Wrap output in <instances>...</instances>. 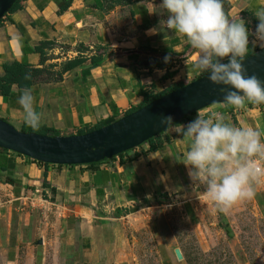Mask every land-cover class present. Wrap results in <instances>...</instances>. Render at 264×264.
I'll return each mask as SVG.
<instances>
[{
  "label": "crops",
  "instance_id": "obj_1",
  "mask_svg": "<svg viewBox=\"0 0 264 264\" xmlns=\"http://www.w3.org/2000/svg\"><path fill=\"white\" fill-rule=\"evenodd\" d=\"M58 1L21 0L19 8L0 19V76L2 65L12 61L32 67L53 64L57 70L67 59L86 57L60 80L37 81L27 87L33 108L41 115L40 127L68 135L114 121L145 96L172 82L187 83L201 73L192 66L198 51L184 37L167 30L147 33L166 19L160 0H71L62 12L58 11ZM226 1V16L243 19L249 30H254L257 20L253 12L264 7V0ZM243 11L246 14H241ZM41 42H51L43 48L42 64L34 49ZM99 47L108 55L90 67L89 56L99 52ZM259 49L250 44L247 52ZM145 60L156 63L145 65ZM158 62L163 67L156 66ZM166 72L170 76L163 78ZM21 89L12 84L8 95L0 94V118L20 126L24 124L17 103ZM219 105H208L179 123L187 124L196 113L208 116L212 112L232 122L227 106ZM246 115H239L241 121L236 115L238 126H253L249 119L247 124L242 122ZM158 138L162 145L155 151H148V143H142L114 158L76 165L43 164L11 150L0 151V189L9 197L7 205L16 201L12 208L21 211L17 213L20 235L24 226L32 227V213L47 215L55 204L63 209L55 258L67 264L128 261L129 232L133 235L143 223L145 210L154 207L153 200L160 206L159 194L171 197L196 185L179 161L187 150L186 142L168 129ZM29 187L33 188L32 197ZM27 202L29 209L25 208ZM39 238L45 245V239ZM0 260V264L5 263Z\"/></svg>",
  "mask_w": 264,
  "mask_h": 264
},
{
  "label": "clouds",
  "instance_id": "obj_2",
  "mask_svg": "<svg viewBox=\"0 0 264 264\" xmlns=\"http://www.w3.org/2000/svg\"><path fill=\"white\" fill-rule=\"evenodd\" d=\"M159 5L166 19L148 29V34L167 30L184 37L198 51L193 68L207 74L213 84L224 86L220 91L226 106L241 109L246 103L264 104V81L247 75L241 63L250 44L264 49V7L253 12L257 23L249 30L243 19L226 16L222 0H160ZM17 103L24 124L39 128L41 115L33 108L29 89L20 90ZM160 124L186 142L187 150L179 161L190 181L202 186L205 198L219 211L254 195L252 181L260 171L253 159L264 160V142L258 131L227 123L216 112L208 116L196 113L187 124L174 123L171 115H166Z\"/></svg>",
  "mask_w": 264,
  "mask_h": 264
},
{
  "label": "rangeland",
  "instance_id": "obj_3",
  "mask_svg": "<svg viewBox=\"0 0 264 264\" xmlns=\"http://www.w3.org/2000/svg\"><path fill=\"white\" fill-rule=\"evenodd\" d=\"M227 5V1L222 0L224 12ZM219 106L226 107L224 103ZM226 108L230 111L227 115L232 120L230 124L236 127H241L237 125L236 115L241 121L239 115L247 112L242 122L249 119L253 126L248 128L258 131L264 142V104L246 103L236 111L231 106ZM11 125L20 128L14 123ZM253 165L261 167L260 174L252 181L254 195L237 201L224 212L205 198L200 185L187 187L167 199L159 194L160 206L153 200L154 207L145 210L143 223L133 230V235L129 232L131 255L120 264H264V160L254 158ZM31 191L33 188L29 187L30 197L33 196ZM7 198L0 189V258L4 259V264H67L68 261L54 256L63 209L53 204L47 215L41 211L32 213V227L24 226L20 235L22 227H19L18 215L21 211L12 208L17 205L16 201H11L9 207ZM27 205L26 209L31 208L29 202ZM39 236L45 239L46 246L36 243ZM175 248L179 249L180 259L174 254Z\"/></svg>",
  "mask_w": 264,
  "mask_h": 264
},
{
  "label": "water",
  "instance_id": "obj_4",
  "mask_svg": "<svg viewBox=\"0 0 264 264\" xmlns=\"http://www.w3.org/2000/svg\"><path fill=\"white\" fill-rule=\"evenodd\" d=\"M14 1L0 0V19ZM155 63L143 61L145 65ZM241 63L247 75L254 74L264 81V49L245 56ZM221 87L224 86L213 84L203 74L108 124L81 134L51 136L25 132L0 118V148L51 164L76 165L109 159L164 131L166 128L160 124L163 116L171 115L176 122L208 105L224 103ZM36 243L40 244L41 239ZM174 254L181 258L178 248Z\"/></svg>",
  "mask_w": 264,
  "mask_h": 264
},
{
  "label": "trees",
  "instance_id": "obj_5",
  "mask_svg": "<svg viewBox=\"0 0 264 264\" xmlns=\"http://www.w3.org/2000/svg\"><path fill=\"white\" fill-rule=\"evenodd\" d=\"M20 1L21 0H15L7 12H11V11L19 8ZM70 1L71 0H59L58 1V6H59L58 11L62 12L65 9H67ZM241 14L244 15V14H246V12L243 11V12H241ZM49 43H51V42H41V43H39L38 46H36L34 48L35 51L38 52L40 55L41 64L43 63V59H44L43 48ZM98 49H101V50L99 52H95L94 54L89 56V61H90L89 66L90 67H94V66L98 65L108 55V52L105 51L103 48L99 47V48H97V50ZM253 52L254 51L247 52L246 56L249 54H252ZM85 59H86V57L83 55H78V56H75L74 58L67 59V60H65L59 64V69H57V70L53 69V66H54L53 64H49L47 66H42V67H32V66H29L27 64H22V63L17 62V61L4 63L2 65L3 75L0 76V94L1 95H8L9 90H10V86L12 84H16V86L18 88H27L29 85L34 84L37 81H58L61 79L63 73H65L66 71H71V70L76 69L85 61ZM156 66L163 67V64L161 62H158ZM203 74H205V73H200L198 76H196V78L200 77ZM169 76H170V73L166 72L164 74L163 78H167ZM183 84L184 83L181 81L172 82L162 91L157 92L156 94H154L152 96H145L139 104L128 109L124 114H127V113L143 106L147 102L152 101L155 98L165 94L166 92L174 90V89L182 86ZM193 113H195V112H192L191 114H193ZM187 118H188V115L182 117V119L180 121H176L174 123H179L183 120H186ZM110 122H112V121L104 122V124L100 123V124L94 125L90 128H86V129H78L75 134H81V133L90 131L92 129L101 127L102 125L108 124ZM19 130L25 131V132L33 131L36 133L46 134V135H51V136L59 135L55 130H53L51 128L39 127V128L34 130L25 124H22L20 126ZM160 134L152 136L143 142V143H148V148H147L148 151H155L159 147H161L162 141L158 138ZM0 151H6V149L0 148ZM122 153L123 152H121L117 155H120ZM117 155H115V156H117ZM115 156H112L111 158H114ZM103 160H107V159H103ZM38 162H40V161H38ZM41 163H43V162H41ZM43 164H47V163H43ZM0 169H2V168L0 167ZM6 181L12 182L11 179H8ZM43 184H46V182H43ZM52 191H54V188H52ZM163 197H165V199H167V196L163 195Z\"/></svg>",
  "mask_w": 264,
  "mask_h": 264
},
{
  "label": "built area",
  "instance_id": "obj_6",
  "mask_svg": "<svg viewBox=\"0 0 264 264\" xmlns=\"http://www.w3.org/2000/svg\"><path fill=\"white\" fill-rule=\"evenodd\" d=\"M255 168H257L260 171V165H256Z\"/></svg>",
  "mask_w": 264,
  "mask_h": 264
}]
</instances>
